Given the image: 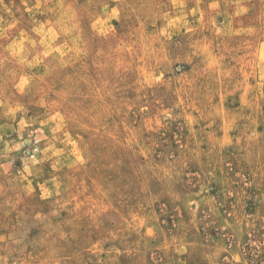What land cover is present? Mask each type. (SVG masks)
<instances>
[{
    "label": "rangeland",
    "instance_id": "1",
    "mask_svg": "<svg viewBox=\"0 0 264 264\" xmlns=\"http://www.w3.org/2000/svg\"><path fill=\"white\" fill-rule=\"evenodd\" d=\"M0 264H264V0H0Z\"/></svg>",
    "mask_w": 264,
    "mask_h": 264
}]
</instances>
